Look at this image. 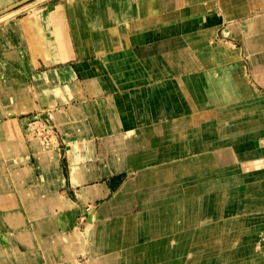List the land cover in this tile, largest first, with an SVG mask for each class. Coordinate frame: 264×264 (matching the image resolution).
<instances>
[{
	"label": "crops",
	"instance_id": "crops-1",
	"mask_svg": "<svg viewBox=\"0 0 264 264\" xmlns=\"http://www.w3.org/2000/svg\"><path fill=\"white\" fill-rule=\"evenodd\" d=\"M23 1L0 0V264H264V0Z\"/></svg>",
	"mask_w": 264,
	"mask_h": 264
},
{
	"label": "built area",
	"instance_id": "built-area-1",
	"mask_svg": "<svg viewBox=\"0 0 264 264\" xmlns=\"http://www.w3.org/2000/svg\"><path fill=\"white\" fill-rule=\"evenodd\" d=\"M39 119L35 120L32 123V127L35 128V134L40 137V139L42 140V144L44 146V144L47 146L49 145V137H50V131L49 128L43 124V127H46L42 130V128L36 127L40 120V116H38ZM47 132H49V136L47 135Z\"/></svg>",
	"mask_w": 264,
	"mask_h": 264
},
{
	"label": "water",
	"instance_id": "water-1",
	"mask_svg": "<svg viewBox=\"0 0 264 264\" xmlns=\"http://www.w3.org/2000/svg\"><path fill=\"white\" fill-rule=\"evenodd\" d=\"M26 1H29V0H24L23 2H26ZM91 213H92V211L86 212L85 209L82 210V214L87 218L88 223L90 222Z\"/></svg>",
	"mask_w": 264,
	"mask_h": 264
},
{
	"label": "rangeland",
	"instance_id": "rangeland-1",
	"mask_svg": "<svg viewBox=\"0 0 264 264\" xmlns=\"http://www.w3.org/2000/svg\"><path fill=\"white\" fill-rule=\"evenodd\" d=\"M41 1H44V0H37V2H41ZM6 17V15L2 16V18ZM40 119H41V116H40ZM45 125V124H44ZM36 127H39V128H42V130L45 128L43 127V124L42 123H38ZM34 129V132H35V128L33 127ZM50 132H51V129L49 128Z\"/></svg>",
	"mask_w": 264,
	"mask_h": 264
},
{
	"label": "bare ground",
	"instance_id": "bare-ground-1",
	"mask_svg": "<svg viewBox=\"0 0 264 264\" xmlns=\"http://www.w3.org/2000/svg\"><path fill=\"white\" fill-rule=\"evenodd\" d=\"M11 16V15H10ZM6 18V17H5ZM1 19V18H0ZM2 19H4V18H2ZM12 32V31H11ZM46 128V127H45ZM50 131V130H49ZM48 134H49V132H48ZM50 135H52L51 137H52V139H54L55 137H54V135L52 134V132H50Z\"/></svg>",
	"mask_w": 264,
	"mask_h": 264
}]
</instances>
